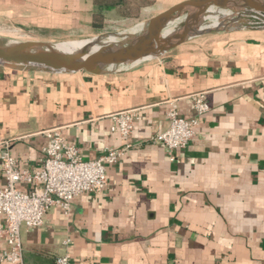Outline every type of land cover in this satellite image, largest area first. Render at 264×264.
Masks as SVG:
<instances>
[{"label": "crops", "instance_id": "crops-1", "mask_svg": "<svg viewBox=\"0 0 264 264\" xmlns=\"http://www.w3.org/2000/svg\"><path fill=\"white\" fill-rule=\"evenodd\" d=\"M180 1L106 17L131 24ZM93 8V0H0L2 18L49 40L101 30L92 25ZM195 93L209 104L200 116ZM170 102L180 116L198 119L172 158L151 139L167 128ZM126 109L138 116L132 146L106 165L105 187L76 196L68 213L52 207L40 227L21 225L23 263L68 255L70 264H264V27L202 34L99 73L0 62V150L7 141L21 170L41 167L43 131L51 128L87 160L124 146L110 126L111 114Z\"/></svg>", "mask_w": 264, "mask_h": 264}, {"label": "built area", "instance_id": "built-area-1", "mask_svg": "<svg viewBox=\"0 0 264 264\" xmlns=\"http://www.w3.org/2000/svg\"><path fill=\"white\" fill-rule=\"evenodd\" d=\"M197 116L209 110L203 93L192 95ZM167 128L152 136L161 143L172 156V152L185 147L195 135L197 117L184 118L178 114L173 102L167 110ZM135 109H126L111 114V131L117 132L125 140L120 148L109 147L96 159H84L77 146L66 141L58 128L44 130L47 138L42 165L35 171L19 169L11 156L8 142L2 141L0 150V172L4 184L0 185V215L4 225L0 235L5 247L0 251V262L24 264L20 240L21 225L27 228L40 227L43 217L52 207L58 206L65 213L71 209L72 200L84 192H96L106 185V165L116 162L132 146L133 123L137 119ZM19 182L31 185L25 190L17 186ZM55 264H70L68 255L57 256Z\"/></svg>", "mask_w": 264, "mask_h": 264}, {"label": "water", "instance_id": "water-1", "mask_svg": "<svg viewBox=\"0 0 264 264\" xmlns=\"http://www.w3.org/2000/svg\"><path fill=\"white\" fill-rule=\"evenodd\" d=\"M213 9L227 10L228 15L209 20ZM172 24L173 28L165 31ZM262 27L264 0H182L140 22L135 32L121 42L97 50L84 44L71 51L38 50L40 43L36 41L0 43V62L27 68L99 73L151 60L202 34Z\"/></svg>", "mask_w": 264, "mask_h": 264}, {"label": "rangeland", "instance_id": "rangeland-1", "mask_svg": "<svg viewBox=\"0 0 264 264\" xmlns=\"http://www.w3.org/2000/svg\"><path fill=\"white\" fill-rule=\"evenodd\" d=\"M161 9H163V6L156 5L153 7V9L149 10L148 12L146 13L144 12L142 16H139L136 20H131L130 21L131 24H129V22H124V20H121L120 18L115 17V18H111L110 20L107 17H105L104 26L103 28H101V30L92 32L90 34L83 33L79 36L78 35L69 36L68 38L60 37L55 40H49V38L43 37L42 34L36 33V29L33 26L29 27L26 25H22L18 22H10L7 19L2 18V16L0 15V43L15 45L17 43L26 42V41H36L40 43V45L36 47V49L44 50V51H53L54 50L52 46L53 43H61L74 39L92 40L95 37H99V36L102 37L108 34H118L123 31L132 30L135 27H138L140 22L143 21L142 19L149 18L150 15H152L153 13L156 14L158 11H161ZM118 39H120V41L123 40L121 36H118Z\"/></svg>", "mask_w": 264, "mask_h": 264}, {"label": "trees", "instance_id": "trees-1", "mask_svg": "<svg viewBox=\"0 0 264 264\" xmlns=\"http://www.w3.org/2000/svg\"><path fill=\"white\" fill-rule=\"evenodd\" d=\"M155 0H93L92 25L103 28L106 13L115 9L122 16H136L140 7L153 3Z\"/></svg>", "mask_w": 264, "mask_h": 264}, {"label": "bare ground", "instance_id": "bare-ground-1", "mask_svg": "<svg viewBox=\"0 0 264 264\" xmlns=\"http://www.w3.org/2000/svg\"><path fill=\"white\" fill-rule=\"evenodd\" d=\"M213 10L214 11L210 10V12L214 13V15L213 14L209 15L208 18L209 20H215V17L228 15L227 10H222V9L221 10L213 9ZM173 24L168 26L165 31L167 32L170 31L173 28ZM136 29L137 27L129 31L120 32L118 34H108L102 37L100 36L95 37V39L91 42H88L90 39L69 40L61 43H53L52 46L55 51H71L80 48L84 44H87L92 49L97 50L99 49V47L103 45L121 42L122 40L120 41V39H118V36H121L122 39L124 40L126 37L130 36L133 32H135Z\"/></svg>", "mask_w": 264, "mask_h": 264}]
</instances>
